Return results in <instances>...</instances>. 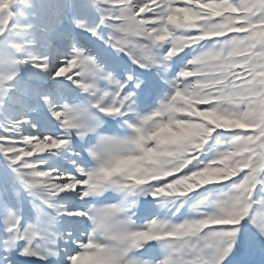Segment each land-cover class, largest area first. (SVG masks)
I'll list each match as a JSON object with an SVG mask.
<instances>
[{
  "label": "snow or ice",
  "instance_id": "6c2138e0",
  "mask_svg": "<svg viewBox=\"0 0 264 264\" xmlns=\"http://www.w3.org/2000/svg\"><path fill=\"white\" fill-rule=\"evenodd\" d=\"M0 264H264V0H0Z\"/></svg>",
  "mask_w": 264,
  "mask_h": 264
}]
</instances>
